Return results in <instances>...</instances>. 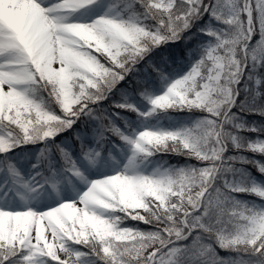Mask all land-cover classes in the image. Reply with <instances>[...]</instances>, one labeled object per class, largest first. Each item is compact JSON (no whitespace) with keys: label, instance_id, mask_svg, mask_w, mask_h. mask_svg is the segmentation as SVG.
Listing matches in <instances>:
<instances>
[{"label":"snow or ice","instance_id":"1","mask_svg":"<svg viewBox=\"0 0 264 264\" xmlns=\"http://www.w3.org/2000/svg\"><path fill=\"white\" fill-rule=\"evenodd\" d=\"M97 3L0 0V171L12 177L0 183V264H264V207L242 205L225 191L264 200V188L233 186L224 176L244 163L264 175L259 160L225 156L230 147L264 156V139L240 136L264 133V125H249L241 115L264 116V0H109L92 22L71 19ZM205 15L218 25L199 29L212 41L187 73L150 98L145 115L170 109L206 115L190 128L145 129L134 139L105 126L133 153L124 171L94 181L56 146L64 170L88 187L75 200L34 210L32 194L45 183L55 188L56 172L41 159L49 175L22 180L7 154L54 139L81 116L100 119L93 105L137 72L152 50L180 39ZM148 66L168 81L158 65L148 60ZM47 152L45 146L41 156ZM155 153L195 163L155 176L129 172L138 155ZM82 154L91 163L99 156ZM17 199L20 208L11 206ZM127 220L151 227L122 226Z\"/></svg>","mask_w":264,"mask_h":264},{"label":"rangeland","instance_id":"2","mask_svg":"<svg viewBox=\"0 0 264 264\" xmlns=\"http://www.w3.org/2000/svg\"><path fill=\"white\" fill-rule=\"evenodd\" d=\"M52 0H47V3H51ZM108 10V3L104 0H99V3L89 6L86 9H82L79 12L75 13L71 19L73 21H78V22H92L95 18H97V15H102L104 14L106 11ZM213 27H215V25H212ZM198 37L200 39H202L201 43H199L197 45V43H193L191 44L189 47H187L185 49V53L183 56H189L191 54L192 51L196 50L197 47H202V46H206L210 41H212V37L206 36L204 33H199ZM184 57H180L179 60L182 61ZM195 60H192L189 62L188 64V68H191L192 63ZM190 70V69H189ZM188 70V71H189ZM186 71V73L188 72ZM137 102L141 103L140 99L136 98L135 99ZM173 113L170 114L169 117L172 116ZM204 116H196L195 119L193 120L191 126H194L201 118H203ZM116 122H118L116 120ZM122 128H124L121 125ZM145 129H150V130H155V131H171L172 129L170 128L169 124L167 123L166 118H163L162 116H158V118H149V119H144L142 120V122L139 123V125H137L136 128H134V135L136 136L137 134H139L140 132H142ZM176 129H174L175 131ZM87 150H95L99 152V156L96 157L95 163H91L94 165H97L99 167V169L97 170L98 172V176L95 180L97 179H101V178H105L107 176L116 174L118 172H122L125 170L126 166H128L129 164V160L132 158V153H133V148L130 145L129 149H120L118 150V155H112L110 156L109 159H106L107 156H104V151L99 149V147L97 145H90L88 146ZM134 165L135 167L133 169H129V172L131 173L132 171H134L135 173L138 174H142V175H150V176H155L157 175L159 172L165 170L162 169L158 166L157 162L154 161L151 157H140V155H138L135 158L134 161ZM18 172L20 173V175H22L21 170H18ZM86 178V177H85ZM22 180H27V177H21ZM56 179V185L58 186H62L64 184V178H60L59 176L55 177ZM75 180V179H74ZM87 181V178H86ZM229 181V180H228ZM77 181H74V183H76ZM85 182V181H84ZM233 186H237L238 184V179L234 180L231 179L229 181ZM48 185L45 183L43 188L40 189L38 191V193L36 194H32V198L30 199L29 203L31 205V207L34 210H44L49 208L48 206H44L41 202V200L45 199L46 197L51 198L52 195L51 193H48L47 191ZM264 188V187H262ZM64 188H59L58 189V193H62ZM87 188H83V190L80 192V194H82ZM76 195L74 198L70 199V200H75L78 198V196L80 195ZM39 205V206H38ZM56 206V204L54 205V207ZM12 207L14 208H20L22 207L21 202H16L14 204H12Z\"/></svg>","mask_w":264,"mask_h":264},{"label":"trees","instance_id":"3","mask_svg":"<svg viewBox=\"0 0 264 264\" xmlns=\"http://www.w3.org/2000/svg\"><path fill=\"white\" fill-rule=\"evenodd\" d=\"M162 48L161 47H158L156 48L144 61H145V64L148 65V60H151L152 63L154 65H156L157 61H158V58L160 57V54L162 53ZM159 65V64H158ZM151 68V67H149ZM156 72V71H154ZM134 82H136L134 80ZM240 99H243V96L240 97ZM52 107V106H51ZM197 110H185V111H182V112H195ZM235 111V109H234ZM98 112L101 114V116L103 118H105L107 115H106V110L104 109L103 111L102 110H98ZM243 117H244V120L246 121L247 124L249 125H256V126H262L264 125V116H257V115H247V114H241ZM87 125V117L86 116H81L77 123H76V127H81L83 125ZM241 138H246V139H249V140H256L257 136L260 137V139L264 138V133H254V132H244V133H241L240 134ZM20 147H17V149H19ZM170 158V161L171 162H181V161H184L186 157L184 156H180V155H175V154H172V153H166ZM156 156H159V153L156 154ZM228 156H234L236 157L237 159H244L245 157L247 159H250V160H255L253 156H256L260 159L261 163H264V156H259V155H255L251 152H246V153H241L240 155H238L235 151L234 153L232 154H229ZM238 165V164H237ZM245 166L249 167L251 170H252V174H255L259 177L261 176H264L262 175L260 172H258L256 170V168L252 165V164H249V163H244ZM244 171V170H243ZM221 183L222 181L218 180L217 181V186H221ZM252 195L248 194V193H241L239 194L236 198H234L235 201L241 203L242 205H246V206H250L247 201H246V198L247 197H251ZM113 215H122L120 213H112ZM128 222L131 221V222H136V224L138 225V228L141 229V230H148L151 226L149 225H144V224H141L140 222L138 221H132V220H127ZM77 248L81 247V246H76ZM81 250H84V251H87L86 249H83L81 247ZM220 254H228L224 251H220Z\"/></svg>","mask_w":264,"mask_h":264}]
</instances>
